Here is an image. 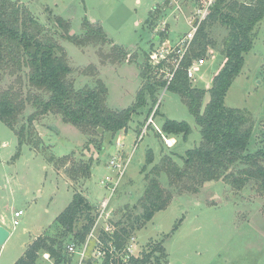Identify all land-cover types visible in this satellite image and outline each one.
<instances>
[{
    "label": "rangeland",
    "instance_id": "rangeland-1",
    "mask_svg": "<svg viewBox=\"0 0 264 264\" xmlns=\"http://www.w3.org/2000/svg\"><path fill=\"white\" fill-rule=\"evenodd\" d=\"M16 1L25 3L49 27L55 24V15L63 17L69 22L72 35L85 32V18L99 23L114 43L129 50L128 59L111 62L105 57L111 50L109 43L80 46L59 38L73 67L71 78L76 86L93 82L87 67L96 65L99 77L109 89L107 103L116 110L135 104L137 92L144 83L141 68L148 55H152L163 40L171 38L175 42L187 32L189 24L184 15L191 16L198 6L195 0H181L184 8L181 12L171 0ZM233 1L247 0H227L228 3ZM148 17L150 22H147ZM207 30L212 43L204 56L206 63L197 72L196 79L191 80L194 86L205 90L210 89L213 75L225 64L227 58L223 49L228 33L220 21L210 22ZM255 33L254 47L245 54L242 71L225 100L227 106L245 109L255 119L249 151L264 148V19L257 24ZM158 34L167 38L161 40ZM14 80V76L4 75L0 88ZM27 90L25 86L24 92ZM156 96V103L148 97L146 104L136 108L127 131L113 135L99 128L98 137L103 140L101 150L92 142L90 134L66 122L60 114L49 113L35 121L36 140L25 142L16 157L19 137L0 119V225L11 232L0 244V264H14L39 235L54 238L57 246L67 244L72 235L61 234L62 228L55 219L72 201L74 192H81L94 209L108 194L100 181L108 171L109 159L117 152L119 138L124 142L125 152L132 156L123 182L111 200L109 218L127 224L141 214L140 198L148 176L153 175L152 169L162 155L170 153L182 164L186 150L197 146L201 140L200 125L178 92L163 86ZM208 100L209 93L205 95L203 107ZM34 110L28 105L22 119L25 121ZM153 113L154 122L147 126ZM167 119L187 121L192 129L186 138L175 137L177 143L173 147H168L157 131ZM150 151L153 159L149 162ZM52 156L56 159L66 156V165L58 163L56 166L50 161ZM81 162L91 164L90 177H83L75 169ZM160 179L162 185L170 187L165 175ZM172 191L173 199L166 209L156 212L145 224L140 222L138 226L135 222L136 252L150 250L155 243L163 241L167 253L164 259L168 260H163V264H264V192L254 182L241 190L217 180L208 182L199 193ZM17 210L24 213L17 217L19 224L14 225ZM84 219L82 216L80 222ZM176 224H179L177 228ZM42 254L37 264H47Z\"/></svg>",
    "mask_w": 264,
    "mask_h": 264
},
{
    "label": "trees",
    "instance_id": "trees-1",
    "mask_svg": "<svg viewBox=\"0 0 264 264\" xmlns=\"http://www.w3.org/2000/svg\"><path fill=\"white\" fill-rule=\"evenodd\" d=\"M53 19L55 24L49 27L25 3L0 0V80L4 75L15 77L13 83L0 88V119L14 129L19 137L16 157L25 142L36 140L33 134L36 132L35 121L49 113L60 114L66 122L90 134L92 142L101 150L103 140L98 137L99 128L113 135L121 130L127 131L136 108L146 104L148 97L153 104L156 103L157 92L167 85L166 79L158 77L160 74L153 68L148 55L141 68L144 83L137 92L135 104L120 110L111 108L107 103L108 86L99 77L96 65L87 67L94 78L93 82L76 86L71 78L73 67L59 38H66L80 46L92 42L109 43L111 50L105 57L111 62L128 59L129 50L114 43L99 23L87 18L83 20L85 32L81 35L70 34L69 22L63 17L55 15ZM263 19L264 0L231 3L217 0L215 3L212 13L198 30L182 67L175 72L168 85V88L181 95L200 125V143L186 150L182 164L170 153L162 155L152 169L153 175L148 176L144 195L140 198L141 214L134 220L130 219L127 224L116 221L121 231L120 240L133 234L136 223L138 226L140 222L145 224L153 219L156 212L166 209L173 199L172 190L199 193L208 182L223 180L234 190H241L254 182L264 192V148L248 150L255 119L249 111L229 107L225 103L228 90L242 71L245 54L254 47L256 26ZM150 21L148 17L147 22ZM213 21H220L228 29L223 49L227 59L223 68L213 75L210 89L205 90L192 84L186 69L193 59L207 54L212 43L207 26ZM158 38L162 40L167 36L163 38L158 34ZM25 86H28L27 93L24 92ZM207 93L209 100L203 107ZM28 105H32L35 110L24 121L21 116ZM150 112H153L152 108ZM161 129L167 136L182 135L185 138L192 130L187 121L173 119H167ZM149 155L150 162L153 153ZM50 161L56 166L58 163L64 166L67 157L56 159L52 156ZM75 169L83 177L91 175L89 163L81 162ZM69 175L74 177L70 172ZM162 175L168 179L169 188L162 185ZM94 210V206L81 192H74L72 201L55 219L62 228L61 234H71L68 241L73 238L82 241L93 223ZM82 216L85 219L80 222ZM65 246H57L52 237L39 235L29 243L14 264H37L40 253L44 252H49L56 262H60L65 256ZM166 254L163 241H160L150 250H142L139 255H132L127 262L119 264H163V260L168 261L164 259Z\"/></svg>",
    "mask_w": 264,
    "mask_h": 264
},
{
    "label": "built area",
    "instance_id": "built-area-1",
    "mask_svg": "<svg viewBox=\"0 0 264 264\" xmlns=\"http://www.w3.org/2000/svg\"><path fill=\"white\" fill-rule=\"evenodd\" d=\"M198 3L193 14L189 17V30L185 32L177 41L170 39L163 40V44L153 50L151 64L158 73L166 79L168 87L175 72L182 67L183 60L190 51L198 30L203 22L210 16L217 0H195ZM176 4V9L184 11L181 0H171ZM206 63L205 57L193 59L187 67V75L196 79L197 72ZM154 122V113L146 122L147 126ZM157 131L161 134L168 147H173L177 141L175 137L167 136L160 127ZM116 153L111 156L107 165V173L101 179V185L108 191L101 202L96 206L93 214V223L85 238L80 241L75 238L67 242L64 249V257L60 262H56L49 252H44L43 258L47 264H119L127 262L136 252L135 234L130 235L125 240H120L121 234L116 221L109 218L111 200L121 186L127 168L131 162V154L124 150V142L119 138L116 141ZM126 153V154H125ZM23 210L15 211L14 225L19 224L17 217L23 215Z\"/></svg>",
    "mask_w": 264,
    "mask_h": 264
},
{
    "label": "water",
    "instance_id": "water-1",
    "mask_svg": "<svg viewBox=\"0 0 264 264\" xmlns=\"http://www.w3.org/2000/svg\"><path fill=\"white\" fill-rule=\"evenodd\" d=\"M9 235L10 231L4 225H0V244H3Z\"/></svg>",
    "mask_w": 264,
    "mask_h": 264
},
{
    "label": "crops",
    "instance_id": "crops-1",
    "mask_svg": "<svg viewBox=\"0 0 264 264\" xmlns=\"http://www.w3.org/2000/svg\"><path fill=\"white\" fill-rule=\"evenodd\" d=\"M184 16H185V20H186V21H187V23H188V19H189V17H190V16H189V14H186V13H185V15H184ZM188 24H189V23H188ZM169 31H171L170 27H169ZM168 39H170V40H171V38H168ZM172 41H173V40H172ZM4 226H5V225H4ZM10 234H11V232H10ZM9 236H10V235H9Z\"/></svg>",
    "mask_w": 264,
    "mask_h": 264
}]
</instances>
